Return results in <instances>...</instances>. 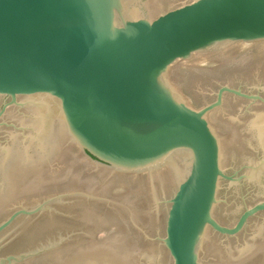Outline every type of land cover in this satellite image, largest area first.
I'll return each mask as SVG.
<instances>
[{"label": "water", "instance_id": "obj_1", "mask_svg": "<svg viewBox=\"0 0 264 264\" xmlns=\"http://www.w3.org/2000/svg\"><path fill=\"white\" fill-rule=\"evenodd\" d=\"M0 264H264V0H0Z\"/></svg>", "mask_w": 264, "mask_h": 264}]
</instances>
